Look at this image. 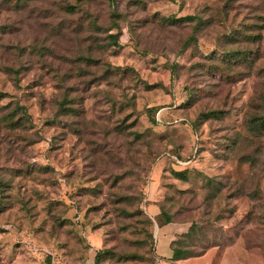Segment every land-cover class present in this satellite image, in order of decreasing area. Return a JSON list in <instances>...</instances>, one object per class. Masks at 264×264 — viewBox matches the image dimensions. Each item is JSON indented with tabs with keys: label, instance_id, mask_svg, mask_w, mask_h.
<instances>
[{
	"label": "rangeland",
	"instance_id": "obj_1",
	"mask_svg": "<svg viewBox=\"0 0 264 264\" xmlns=\"http://www.w3.org/2000/svg\"><path fill=\"white\" fill-rule=\"evenodd\" d=\"M151 205L264 264V0H0V264H164Z\"/></svg>",
	"mask_w": 264,
	"mask_h": 264
},
{
	"label": "crops",
	"instance_id": "obj_2",
	"mask_svg": "<svg viewBox=\"0 0 264 264\" xmlns=\"http://www.w3.org/2000/svg\"><path fill=\"white\" fill-rule=\"evenodd\" d=\"M149 209L150 212L155 217H157L160 214V209L155 205H151ZM188 230H189L188 224H183V223H170L168 225L159 227L156 236V248H157V254L159 255V258L162 259L164 264H173V263H168L173 256V251L171 248L172 243L177 240V236L187 233ZM96 243H98V241ZM213 249L214 248L208 249L200 257L191 258L182 261H176V262H181V264H212V262L214 261L215 257L218 254V248L217 250H213ZM85 264H92V263L86 262Z\"/></svg>",
	"mask_w": 264,
	"mask_h": 264
},
{
	"label": "trees",
	"instance_id": "obj_3",
	"mask_svg": "<svg viewBox=\"0 0 264 264\" xmlns=\"http://www.w3.org/2000/svg\"><path fill=\"white\" fill-rule=\"evenodd\" d=\"M89 1L90 0H84V2ZM110 3H112L114 0H109ZM66 12L68 14H73L75 12V8H73L72 6H68L66 9ZM198 19V23L199 25L202 23V20H199V18L195 17V16H187L185 18H182L181 21H194ZM110 39H114V43H117V39H118V35H110L109 36ZM160 209V208H159ZM157 220L159 223V227L168 225L170 223H183V224H187L184 222H177L175 221L172 217H170L168 214L163 213V211L160 209V214L157 216ZM163 218L165 221H163ZM179 241L176 240L172 243V251H173V256L172 258L169 260L168 263L171 262H176V261H182V260H187V259H191V258H196V257H200L202 256L208 249L202 250V252L198 253V254H193V253H188L187 251L183 250L182 248L185 247L184 245L178 243Z\"/></svg>",
	"mask_w": 264,
	"mask_h": 264
}]
</instances>
